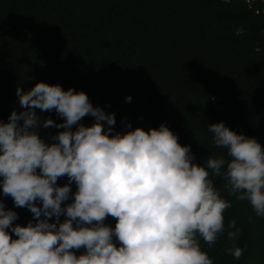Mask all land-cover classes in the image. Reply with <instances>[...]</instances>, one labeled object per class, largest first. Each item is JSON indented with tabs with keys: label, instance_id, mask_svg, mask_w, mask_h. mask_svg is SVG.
Wrapping results in <instances>:
<instances>
[{
	"label": "trees",
	"instance_id": "trees-1",
	"mask_svg": "<svg viewBox=\"0 0 264 264\" xmlns=\"http://www.w3.org/2000/svg\"><path fill=\"white\" fill-rule=\"evenodd\" d=\"M263 10L262 0H0V122L24 111L18 87L26 92L45 82L84 91L94 107L115 113L112 134L166 124L201 165L210 156L230 159L213 143L207 130L213 123L223 121L264 147ZM35 111L41 125L46 118L64 122L55 110ZM80 123L90 126L94 118ZM62 130L36 129L49 144ZM213 179L232 207L223 213L225 232L211 247L199 238L201 250L213 264H264V216L229 195L222 177ZM67 183V176L57 180ZM0 201L17 213L14 225L35 222L2 185ZM232 220L240 229L235 241L227 238ZM104 223L115 227L116 219ZM233 246L243 250L239 259L226 252ZM73 251L79 256L85 249Z\"/></svg>",
	"mask_w": 264,
	"mask_h": 264
},
{
	"label": "clouds",
	"instance_id": "clouds-1",
	"mask_svg": "<svg viewBox=\"0 0 264 264\" xmlns=\"http://www.w3.org/2000/svg\"><path fill=\"white\" fill-rule=\"evenodd\" d=\"M16 95L24 111L0 122V185L35 222L14 225L17 213L0 201V264H213L199 238L214 245L225 232L223 213L232 207L215 177L264 216V147L223 121L207 130L230 159L210 156L205 166L166 124L147 131L126 124L131 130L112 134L115 113L94 107L84 91L38 82L26 92L18 87ZM36 109L55 110L64 122L46 118L41 125ZM89 115L92 125L80 123ZM41 126L63 130L49 144L36 131ZM64 176L68 183L61 187L57 180ZM108 216L116 219L114 228L104 223ZM228 229L235 241V220ZM81 248L77 256L73 250ZM226 252L235 259L243 254L235 246Z\"/></svg>",
	"mask_w": 264,
	"mask_h": 264
},
{
	"label": "built area",
	"instance_id": "built-area-1",
	"mask_svg": "<svg viewBox=\"0 0 264 264\" xmlns=\"http://www.w3.org/2000/svg\"><path fill=\"white\" fill-rule=\"evenodd\" d=\"M256 12H257V13H259V12H260V10H256ZM263 12H264V10H263Z\"/></svg>",
	"mask_w": 264,
	"mask_h": 264
},
{
	"label": "rangeland",
	"instance_id": "rangeland-1",
	"mask_svg": "<svg viewBox=\"0 0 264 264\" xmlns=\"http://www.w3.org/2000/svg\"><path fill=\"white\" fill-rule=\"evenodd\" d=\"M264 2V0H262ZM114 228V227H113ZM116 241V238L114 237V242Z\"/></svg>",
	"mask_w": 264,
	"mask_h": 264
}]
</instances>
